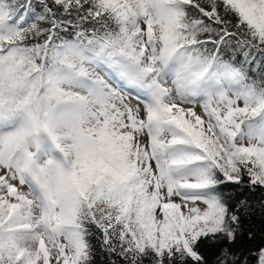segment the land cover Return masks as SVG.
Listing matches in <instances>:
<instances>
[{
  "label": "snow or ice",
  "instance_id": "6c2138e0",
  "mask_svg": "<svg viewBox=\"0 0 264 264\" xmlns=\"http://www.w3.org/2000/svg\"><path fill=\"white\" fill-rule=\"evenodd\" d=\"M98 258L264 264V0H0V264Z\"/></svg>",
  "mask_w": 264,
  "mask_h": 264
},
{
  "label": "trees",
  "instance_id": "16d2710c",
  "mask_svg": "<svg viewBox=\"0 0 264 264\" xmlns=\"http://www.w3.org/2000/svg\"><path fill=\"white\" fill-rule=\"evenodd\" d=\"M253 226L257 229V231H259L261 225H260V222H259V218H257V220H255L253 222ZM256 243L259 244L260 243V239L259 237L257 238L256 240ZM98 264H104V262L100 261V259L98 258Z\"/></svg>",
  "mask_w": 264,
  "mask_h": 264
}]
</instances>
